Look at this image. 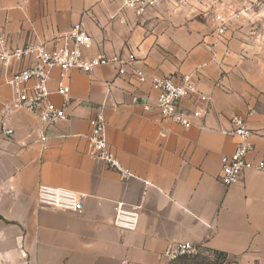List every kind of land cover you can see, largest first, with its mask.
Segmentation results:
<instances>
[{
    "label": "crops",
    "instance_id": "0c3cea01",
    "mask_svg": "<svg viewBox=\"0 0 264 264\" xmlns=\"http://www.w3.org/2000/svg\"><path fill=\"white\" fill-rule=\"evenodd\" d=\"M119 5L0 0V28L11 46L42 42L52 49L81 20L93 39L91 54L134 55L120 75L114 66L68 72L70 117L50 130L43 151L32 113L1 115L11 98L5 76L30 60L7 67L0 61V264H159L161 252L178 241L222 252L232 264H264V171L246 169L230 186L217 179L221 156L235 147L236 138L220 131L232 115L252 130L248 160H264V59L235 35H218L213 19L199 21L187 3L141 17ZM133 66L146 74L143 83L131 74ZM167 74H189L210 97L209 113L188 129L162 118L156 106L150 77ZM57 81L54 71V105L63 102ZM194 100L182 105L191 108ZM101 103L107 140L134 175L125 181L87 155L88 120ZM40 184L82 194V210L40 207ZM118 203L138 208L134 230L114 226Z\"/></svg>",
    "mask_w": 264,
    "mask_h": 264
},
{
    "label": "built area",
    "instance_id": "2783aa9c",
    "mask_svg": "<svg viewBox=\"0 0 264 264\" xmlns=\"http://www.w3.org/2000/svg\"><path fill=\"white\" fill-rule=\"evenodd\" d=\"M187 0H119V10H127L135 16L141 17L149 10L162 6H179L186 4ZM21 6V4H19ZM218 35L226 31L228 18L218 12L213 16ZM55 47L47 48L45 43H28L22 46H11L5 32L0 28V61L4 67L11 63L20 62L27 58L30 63L20 70L5 76V83L11 90L10 100L2 105V117L9 116L16 111L32 113L38 122L36 128V141L40 143L41 150L46 148L50 138V130L59 122L67 120L70 116L68 72L80 70L90 72L99 66H114L117 74L125 72V67L134 61L133 53L127 56L122 54H91L93 45L91 35L86 31L84 23L80 20L73 24L71 29L58 36ZM58 72V81L55 93L63 98L60 105L50 102L49 81L53 72ZM131 74L139 83L146 80V74L139 67H131ZM151 86L157 92L156 106L162 118L188 129L210 111V97L203 93L191 76L183 75L180 78L172 74L164 76H151ZM220 87V79L214 83ZM110 85L107 87V94ZM183 99H195L191 108L182 105ZM106 104H98L94 114L89 118L90 133L88 135L89 148L87 155L92 159L103 161L108 168L116 171L123 181L133 178L132 171L121 164L116 151L107 140V122L104 116ZM113 110H118V104H111ZM145 109L150 106L145 101ZM229 128L220 130L222 133L236 138L234 150L220 158V170L217 179L224 185L236 183L246 169L264 171V160L250 161L248 154L253 150L251 142L252 130L247 120L238 115L229 118ZM82 194L67 189L40 184L36 191V200L40 207L54 208L69 211H81L83 207ZM139 212L137 207H126L121 203L115 206L113 224L120 230H134L138 224ZM203 251L200 245L191 241H178L170 243L161 252L159 264H172L181 257H193ZM124 264V262H123Z\"/></svg>",
    "mask_w": 264,
    "mask_h": 264
},
{
    "label": "rangeland",
    "instance_id": "374dc122",
    "mask_svg": "<svg viewBox=\"0 0 264 264\" xmlns=\"http://www.w3.org/2000/svg\"><path fill=\"white\" fill-rule=\"evenodd\" d=\"M195 17L206 24L220 12L228 18L226 32L243 40L248 48L264 59V0H187ZM172 264H232L211 251L181 257Z\"/></svg>",
    "mask_w": 264,
    "mask_h": 264
},
{
    "label": "trees",
    "instance_id": "16d2710c",
    "mask_svg": "<svg viewBox=\"0 0 264 264\" xmlns=\"http://www.w3.org/2000/svg\"><path fill=\"white\" fill-rule=\"evenodd\" d=\"M215 254H217L218 256H220L221 258L223 257V256H225L222 252H214Z\"/></svg>",
    "mask_w": 264,
    "mask_h": 264
}]
</instances>
